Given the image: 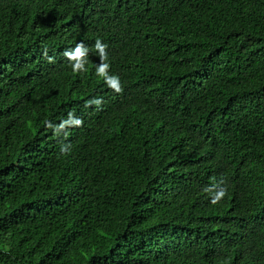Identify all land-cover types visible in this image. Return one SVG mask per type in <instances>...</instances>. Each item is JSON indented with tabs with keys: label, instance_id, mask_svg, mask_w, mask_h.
Segmentation results:
<instances>
[{
	"label": "trees",
	"instance_id": "trees-1",
	"mask_svg": "<svg viewBox=\"0 0 264 264\" xmlns=\"http://www.w3.org/2000/svg\"><path fill=\"white\" fill-rule=\"evenodd\" d=\"M0 264H264V0H0Z\"/></svg>",
	"mask_w": 264,
	"mask_h": 264
},
{
	"label": "clouds",
	"instance_id": "clouds-1",
	"mask_svg": "<svg viewBox=\"0 0 264 264\" xmlns=\"http://www.w3.org/2000/svg\"><path fill=\"white\" fill-rule=\"evenodd\" d=\"M95 52L99 57V64L95 68V75L102 79L109 89L117 94L123 93V87L119 75L110 74L111 65L109 61L108 45L102 42L101 39H96L94 44ZM89 49L83 42L78 43L72 49H66L63 56L69 61V65L73 74H82L88 71L86 65L88 64ZM44 58L48 63H54V57L48 55L47 49L43 52ZM103 104L101 98H93L86 102V107L96 106L99 109ZM45 126L53 131V134L60 138L62 135L66 139L71 128H79L83 126V119L77 117L74 112H69L67 118L62 119L58 124H53L51 121H45ZM70 150V145L61 144V153H67ZM205 192L212 193L211 203L213 205L219 203L226 195L227 191L213 184L211 187H206Z\"/></svg>",
	"mask_w": 264,
	"mask_h": 264
}]
</instances>
